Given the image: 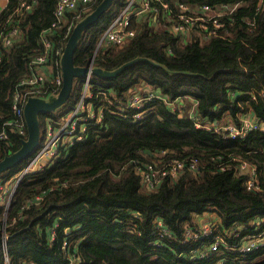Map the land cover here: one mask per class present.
<instances>
[{
    "label": "trees",
    "instance_id": "obj_1",
    "mask_svg": "<svg viewBox=\"0 0 264 264\" xmlns=\"http://www.w3.org/2000/svg\"><path fill=\"white\" fill-rule=\"evenodd\" d=\"M22 1L8 0L0 8V133L4 130L8 136L0 139V159L18 149L28 135H20L16 124H6L15 120L12 96L19 81L43 53V36H48L54 49L63 35L60 27L52 26L57 0H26L30 7L17 12ZM129 1L114 0L85 30L74 63L87 66L94 57L95 65L113 69L137 56L147 59L116 77L92 74L94 95L102 91L112 99L103 93L96 96L98 105H107L103 124L92 125L85 140L26 174L10 207L5 210L0 205V226L16 217L7 227L14 234L9 240L11 263L264 264V244L246 252L225 248L226 243L239 241L240 236H235L239 229L242 235L258 232L256 222L264 218V130L253 128L244 137H224L197 127L181 105L171 106L175 99L189 95L197 100L194 115L203 124H240L241 117L248 115L264 125V6L258 8L257 0H153L151 9L131 17L129 27L136 32L129 41L104 42L96 52L104 30ZM179 2L221 8L223 26L218 34L208 37L192 26L190 38H183L170 32L172 22L167 18L158 21L152 16L154 7L164 14ZM163 3L170 8L163 9ZM136 6L141 4L136 1ZM14 26L18 34L10 45H3L2 36ZM83 83V77L75 79L65 110L74 106ZM140 84L160 97L141 107V118H132L133 108L125 117L118 104L126 102L131 89ZM60 115L41 113V143L46 120ZM174 157L196 159L198 170L187 167L175 177L166 176L158 186L147 187L139 166L157 160L161 165ZM28 159L0 179L15 174ZM242 161L255 167L258 189L246 186L252 172L240 168ZM206 212L219 223L202 244L219 233L222 249L192 260L191 247L182 240L186 227H197V218ZM156 219L172 236L154 234ZM155 240L161 244H152Z\"/></svg>",
    "mask_w": 264,
    "mask_h": 264
},
{
    "label": "built area",
    "instance_id": "obj_2",
    "mask_svg": "<svg viewBox=\"0 0 264 264\" xmlns=\"http://www.w3.org/2000/svg\"><path fill=\"white\" fill-rule=\"evenodd\" d=\"M97 1L98 0H57L54 12L56 20L53 22L52 26L60 27L62 29V40L56 48L52 49L53 44L51 40L46 34L43 36V53L39 54L31 62V72L21 78L19 85L12 96V108L15 114V120L14 122L11 121V123L6 124H16V130L20 135L25 136L27 134L24 107L28 98L32 95L47 97L60 91L63 84L60 59L64 54L66 43L76 22L81 19L85 12H88L91 7L97 3ZM136 1H138L141 6H136ZM152 1L153 0H130L122 12L104 30L97 47L104 42L121 44L129 41L136 32L135 29L129 27L131 17L139 13L147 12L151 9ZM257 4L258 8H262L264 6V0H257ZM22 7L29 8L30 4H28L26 0H23L17 12H19ZM224 7L229 8L230 6L226 5ZM166 8H170V5L168 3H163V9ZM232 9H234V7H232ZM70 12L72 13L71 17L68 15ZM222 14L223 11L221 8L214 9L207 4L199 6L179 2L175 5V8L172 7L171 11L165 12L164 14H161L160 7H154L152 16L157 17L159 19L158 21H162L163 17L167 18L172 22L169 26L170 32L179 34L183 38L189 39L191 36L192 26H196L202 33L205 32L208 37L217 35L218 28L223 26V23L219 20ZM169 21H167V23ZM210 22H212L211 26H209ZM18 32L19 29L17 26L11 28L2 36V44L10 45ZM97 50L98 49H96V52ZM51 59H53V61ZM91 76L92 74L89 72L87 76L83 77V89L73 107L65 110L66 105L59 112H55V114L61 113L59 117H49L46 120L42 143L40 140L36 151L27 162V166L22 167L20 171L13 175L15 185L8 195V204H0L5 207V210L10 207L15 188L26 174L32 172V170L39 163L43 164L46 160L65 153L69 146L85 140L92 125L101 126L103 124L104 113L107 105H98L96 96L103 93L105 94L107 100L111 102L112 99L102 91H99L97 95H94L90 84ZM141 92L139 89L132 92V94L128 96L126 102L118 104L117 109H120L123 116H129V109L133 108L135 111L132 113V118H141V107H143L147 101L160 97L159 94L152 89L145 93ZM183 97H189V95H185ZM178 104L179 102L177 99L171 102L173 109H176ZM191 117L196 120L195 124L197 127H206L208 130H213L214 132L220 133L224 137L228 138L244 137L247 134V131L253 128H260L264 130V125H259L253 118L252 120H241L240 124L232 122L223 125L218 122L211 125L210 123H201L199 119H196L195 115H192ZM7 137V134L3 130L0 133V139ZM42 167L43 166H41V168ZM187 167L194 171L198 170L197 160L192 159L188 161L187 159L174 157L169 159L167 162H163L161 165H159L158 160L155 162L150 161L144 166H139V173L143 176V182L146 183V186L154 188L158 186L166 176L169 175L175 177ZM227 168L229 167L222 166V169ZM240 168L243 170L251 168L252 175L247 179L246 186L251 190L258 189L259 182L255 167H250L247 162L242 161ZM1 198L2 196L0 195V203L2 201ZM36 198L40 199L41 196L38 195ZM4 221L5 222H3L0 226V250L3 258L2 264H12L9 247V240L11 236L7 229L8 226L6 225L13 224L16 221V217H13L10 223L7 222V219ZM154 222V234H157L160 237L172 236L169 229L163 225L161 220L156 219ZM218 223V220L212 218L210 227L207 224H199L194 228L186 227L182 242L187 244L188 247H191V250L188 251L190 259L197 260L199 258L208 257L222 249L221 242L223 241V238L219 233H214L212 240L202 244V238L212 235L214 230L217 228ZM263 225L264 218H261L257 220L255 225L258 232L242 235L240 229L235 231V236H240L239 241L226 243L225 248L239 252H246L261 247L264 244ZM54 237L55 232L53 230L51 233V239H54ZM199 240H201L200 243L195 245ZM152 244L160 245L161 243L159 240H155L152 241ZM185 252L187 253V251ZM22 264L30 263L24 262ZM69 264L79 263L78 261H71Z\"/></svg>",
    "mask_w": 264,
    "mask_h": 264
},
{
    "label": "water",
    "instance_id": "obj_3",
    "mask_svg": "<svg viewBox=\"0 0 264 264\" xmlns=\"http://www.w3.org/2000/svg\"><path fill=\"white\" fill-rule=\"evenodd\" d=\"M113 2L114 0H101L92 11L84 15L74 25L66 43L64 54L60 59L63 74L62 87L58 93L51 94L47 97L32 95L28 98L24 107L28 135L26 138H22V144L18 149L6 154L0 159V175L19 165L24 159L30 158L34 154L41 140V113L59 112L65 107L76 78L87 76L89 72L104 78L116 77L131 65L147 59L146 57L137 56L113 69H106L95 65L93 62L94 57H92L90 64L87 66H79L74 63V53L85 30L97 22ZM30 226L31 224L27 227ZM12 235L14 234H10V236Z\"/></svg>",
    "mask_w": 264,
    "mask_h": 264
},
{
    "label": "rangeland",
    "instance_id": "obj_4",
    "mask_svg": "<svg viewBox=\"0 0 264 264\" xmlns=\"http://www.w3.org/2000/svg\"><path fill=\"white\" fill-rule=\"evenodd\" d=\"M98 45V44H97ZM102 45V44H101ZM101 45L100 46H98V49H99V47H101ZM140 90V92L141 93H145V92H147V91H149V90H151L150 89V87H148L146 84H140L138 87H136V88H134V89H131V91L129 92V95L128 96H130L131 94H132V92H134V91H136V90ZM188 106L189 105H186V107L188 108ZM241 120H252V116H248V115H243L242 117H241ZM218 123V122H217ZM228 123H232V122H227L226 121V123H221V124H223V125H226V124H228ZM235 123V122H234ZM211 125L213 124V123H210ZM30 160V158L25 162V163H23L22 165H21V167H19V170L18 171H20V169L22 168V167H25V166H27V162ZM51 159H48V160H46L45 161V163H39L33 170H32V172L34 171V170H38V169H40L41 168V166H44L45 164H47L49 161H50ZM17 171V172H18ZM16 172V173H17ZM15 173V174H16ZM15 174H11V175H9L6 179H0V195L2 196V198H1V203L0 204H3V205H7L8 204V195H9V193L11 192V190L13 189V187H14V185H15V181H13L14 180V178H13V175H15ZM1 176V175H0ZM145 185H146V183H145ZM16 189H17V187L15 188V191H16ZM15 191H14V193H15ZM13 199V198H12ZM12 199H11V201H12ZM211 219H212V214H210V213H208V212H206L204 215H201V217H199V219H198V222H199V224L200 225H202V224H207V225H209V227H210V225H211ZM6 226H8V225H6ZM210 229V228H209ZM221 231H222V229H221ZM218 263H222V261H219Z\"/></svg>",
    "mask_w": 264,
    "mask_h": 264
},
{
    "label": "crops",
    "instance_id": "obj_5",
    "mask_svg": "<svg viewBox=\"0 0 264 264\" xmlns=\"http://www.w3.org/2000/svg\"><path fill=\"white\" fill-rule=\"evenodd\" d=\"M7 2L8 0H0V8L4 7L7 4ZM177 101L179 102V105L185 108V114L187 116H192L197 112V101L194 97L177 98ZM182 101H184L185 104H182ZM186 105H189L188 108L186 107ZM198 219L199 218H197V220Z\"/></svg>",
    "mask_w": 264,
    "mask_h": 264
}]
</instances>
